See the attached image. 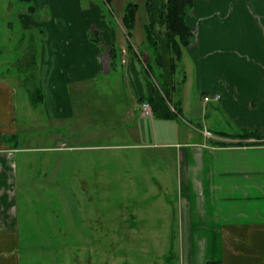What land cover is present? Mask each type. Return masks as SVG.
<instances>
[{
	"label": "rangeland",
	"instance_id": "374dc122",
	"mask_svg": "<svg viewBox=\"0 0 264 264\" xmlns=\"http://www.w3.org/2000/svg\"><path fill=\"white\" fill-rule=\"evenodd\" d=\"M128 1L138 4L130 41L137 51L146 48L151 57L154 52L148 46L144 33L147 21L145 0H112L110 4L105 0H33L36 10L32 13L26 11L29 2L0 0V77L7 79L16 90L19 122L28 126L33 118L41 120L37 127L45 135L41 140L37 139V144L45 147L53 144L46 130L59 124L47 121L46 108L32 102L33 92L39 86L40 55H46V48L52 45L48 38H59L60 34L56 31H61L47 28L46 23L50 20L58 21L60 25L66 21L73 22V30L79 33L75 35V45L80 42L77 40L79 37H85L87 50L96 47L103 52L106 43L113 41L119 45L127 38L122 16ZM233 3L237 5L239 1L220 0L216 14L211 16L216 19L227 17ZM220 12L224 13L220 15ZM207 24L206 21L199 29L208 28ZM197 29L195 27L192 31L193 41L198 37ZM238 31L239 28L228 30L226 49L223 48L225 44L218 40L206 46L203 51L211 55L209 62L212 65L203 71L202 61L192 57V51L196 53L198 50L189 52L183 49L176 74L169 79L167 87L162 86L164 90H169L172 103L176 99L182 101V118L156 119H169L183 125L190 131L185 137L195 141L200 139V129L233 134L245 131L222 104L235 100V86L239 91L241 87V82L237 81L241 78L242 63ZM62 46L66 47H59ZM147 54L144 60L148 59ZM139 64L151 75L150 82L169 108L170 101L163 94L160 84L165 83L157 73V63L149 62L151 71L142 60ZM114 70L109 73L101 70L87 79L84 95L81 90L74 94L76 104L72 107L74 116L71 120H74L78 132L86 125L91 129L99 128L102 133H108V130L114 133L115 129L124 128L125 123H115L119 121L116 113L122 102L118 101L121 86L116 84H120V75L125 74V79L128 78L125 65L120 62V53ZM184 73L188 78L182 83ZM202 84L207 85L205 89H202ZM217 94L219 97H212ZM202 108L205 116L199 114ZM110 117L113 118L107 120ZM84 142L77 141L75 137L67 144L82 146L113 141L84 139ZM175 159L174 151L157 148L102 151L46 149V152H37V169L32 159L31 166L26 168L25 179L28 181L17 192L18 213L21 218H30L21 232V264L174 262L179 239L176 212L178 187L174 171L168 166L176 164ZM18 168V175L25 180L20 173V164ZM168 255L171 257L167 258Z\"/></svg>",
	"mask_w": 264,
	"mask_h": 264
},
{
	"label": "crops",
	"instance_id": "0c3cea01",
	"mask_svg": "<svg viewBox=\"0 0 264 264\" xmlns=\"http://www.w3.org/2000/svg\"><path fill=\"white\" fill-rule=\"evenodd\" d=\"M219 1L193 0L186 21L192 31L198 28V37L182 47L180 61L183 49L189 52L198 50L196 53L192 51V57L202 61L203 71L212 65L209 62L211 55L203 51L206 46L218 40L225 44L223 48L226 49L228 30L239 28L242 63L241 78L237 81L241 82V87L239 91L235 86V100L222 104L240 127L257 131L260 136L245 138L239 137L238 133H213L209 129H200V139L195 141L185 137L190 131L183 125L169 119H156L158 116L153 112L152 115L145 114L141 102L148 99L157 104L162 114L172 112V103L169 102V108L165 105L150 82L151 75L139 64L141 60L146 65L151 62L148 50L137 51L128 38L119 45L113 41L106 43L103 52L96 47L87 50L85 37H79L77 40L80 42L75 45V35L79 33L73 30V22L66 21L60 25L58 21L50 20L46 23L47 28L61 31H56L59 38H48L52 45L46 48V55H40L39 86L33 92L32 102L46 108L47 121L59 123L54 130H46L53 144L46 147L37 144L45 135L37 127L40 119H31L28 126L19 122L16 90L7 79L0 77V264H21V232L30 218H21L18 213L17 192L28 181L25 179L26 168L31 166L32 159L37 169V152H46V149L102 151L151 148L174 151L176 155V164L168 168L173 169L178 187V251L174 262L166 264H264V0H238L237 5L233 3L231 6L227 17L216 19L211 15L216 14ZM206 21L208 28L201 31L200 25L204 26ZM128 40L131 49L127 48ZM110 45L116 48L117 56L120 53V62L127 70L128 78L122 74L120 84H116L121 86L118 101L122 102L116 113L119 121H114L125 123L124 128L115 129L114 133L109 130L102 133L99 128L91 129L86 125L78 132L74 120H71L74 116L72 107L76 104L74 94L81 90L84 95L87 79L101 70L115 72V63L111 67L107 52ZM105 53L107 59L104 58ZM146 54L148 59L144 60ZM147 69L151 71L150 66ZM182 78V83L186 82L187 74L184 73ZM206 86L202 84V89ZM212 97L217 98L219 94ZM204 99H207L205 95ZM174 101H178L180 107V112L174 116L180 119L183 115L182 101ZM199 114L205 116L206 112L202 108ZM75 137L82 142L84 139L113 142H93L82 146L67 144ZM19 164L25 180L18 175Z\"/></svg>",
	"mask_w": 264,
	"mask_h": 264
},
{
	"label": "trees",
	"instance_id": "16d2710c",
	"mask_svg": "<svg viewBox=\"0 0 264 264\" xmlns=\"http://www.w3.org/2000/svg\"><path fill=\"white\" fill-rule=\"evenodd\" d=\"M29 2L30 5L26 8L28 13L35 11L33 0H21ZM110 4L112 0H105ZM193 0H145V8L147 11V21L144 24V33L148 46L153 49L154 55L150 61L157 63L159 69V77L162 79V86H168L169 79L174 77L177 72V62L181 59L182 47L187 46L193 40L192 29L186 21V16L192 9ZM138 4L133 1H128L125 5L122 22L126 29V36L131 37V30L135 26L136 13ZM128 49L132 48L128 40ZM110 59L111 67L114 66L117 50L113 45H110L107 50ZM150 64L147 65L149 67ZM184 78H182V82ZM168 89V88H167ZM163 90V94L170 101L169 90ZM148 101L152 104V112L158 117H171L176 113L171 112L168 115L162 114L160 108L151 99ZM171 102V101H170ZM172 103V102H171ZM176 112H180L178 101L172 103ZM239 137L260 136L257 131L245 130L238 134ZM169 256V255H168ZM167 256V257H168Z\"/></svg>",
	"mask_w": 264,
	"mask_h": 264
},
{
	"label": "built area",
	"instance_id": "2783aa9c",
	"mask_svg": "<svg viewBox=\"0 0 264 264\" xmlns=\"http://www.w3.org/2000/svg\"><path fill=\"white\" fill-rule=\"evenodd\" d=\"M141 107H142L145 114H149L151 112V108H150L149 103L144 101L141 103Z\"/></svg>",
	"mask_w": 264,
	"mask_h": 264
}]
</instances>
